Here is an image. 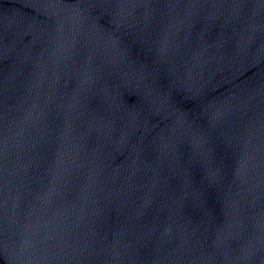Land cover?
<instances>
[{
	"label": "water",
	"instance_id": "95a60500",
	"mask_svg": "<svg viewBox=\"0 0 264 264\" xmlns=\"http://www.w3.org/2000/svg\"><path fill=\"white\" fill-rule=\"evenodd\" d=\"M0 264H264V0H0Z\"/></svg>",
	"mask_w": 264,
	"mask_h": 264
},
{
	"label": "snow or ice",
	"instance_id": "6c2138e0",
	"mask_svg": "<svg viewBox=\"0 0 264 264\" xmlns=\"http://www.w3.org/2000/svg\"><path fill=\"white\" fill-rule=\"evenodd\" d=\"M202 139H205V137H201Z\"/></svg>",
	"mask_w": 264,
	"mask_h": 264
}]
</instances>
